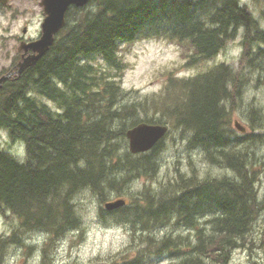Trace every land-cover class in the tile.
Here are the masks:
<instances>
[{
	"label": "trees",
	"instance_id": "obj_1",
	"mask_svg": "<svg viewBox=\"0 0 264 264\" xmlns=\"http://www.w3.org/2000/svg\"><path fill=\"white\" fill-rule=\"evenodd\" d=\"M240 29L236 70L220 63L186 79L170 76L163 90L149 97L121 88L127 67L122 45L175 42L186 64L197 66L212 60ZM255 60L264 66V29L239 0H90L70 7L48 52L0 89V133L22 144L25 155L19 162L0 141V213L18 224L0 248L5 242L27 248L25 234L45 235L40 264H53L55 244L81 229L74 202L78 193L89 190L103 202L107 193L120 196L132 181L157 173L163 141L133 155L126 131L139 123L168 124L188 135L187 147L233 176L179 177L124 207H100L102 221L129 224L140 247L134 255H181L170 235L156 239L149 232L182 224L196 230L195 241L188 242L190 250L176 264H226L232 250L253 240L254 224L264 216L249 152L238 149L250 135L233 134L227 106L241 94L244 68ZM247 112L259 128L261 121L251 120L256 108ZM202 217L210 219L199 227ZM124 264H139V258Z\"/></svg>",
	"mask_w": 264,
	"mask_h": 264
},
{
	"label": "rangeland",
	"instance_id": "obj_2",
	"mask_svg": "<svg viewBox=\"0 0 264 264\" xmlns=\"http://www.w3.org/2000/svg\"><path fill=\"white\" fill-rule=\"evenodd\" d=\"M39 2V0H12V11H5L4 16L0 15V66L4 65L5 55L8 52L12 55L18 47V42L14 38L21 35L23 25L28 27L27 37L36 38L40 33V23L44 16ZM239 3L247 7L260 29H264V0H239ZM242 38L243 30L240 29L236 38L212 60L197 66L186 64L187 57L182 47L175 42L149 39L122 45L120 57L127 67L120 77L121 88L127 92L137 91L139 97H149L152 94H159L170 76L186 79L220 63L236 70L239 67ZM185 52L188 51L185 50ZM251 65V68L246 66L244 68L247 81L241 85V94L233 103L228 102L227 106L230 109V130L233 134L240 137L250 135V139L245 138L246 143L238 149L249 152L248 161L251 169L255 170L258 199L263 200L264 116L261 113H264V66L257 60ZM131 98L132 96L127 98V101ZM38 99L51 109L56 108L46 99ZM250 108H256L251 120H260L259 128H256L248 118L247 110ZM235 122L244 129V134L234 127ZM166 125L169 131L157 157L158 169L154 177L132 181L120 196L107 193L103 202L89 190H83L76 195L74 202L82 226L80 230L69 232L55 244L51 252L53 264H124L134 258H139L141 264H176L180 262L181 257L185 256L183 253L190 250L187 244L191 241L194 243V230L172 222L164 227L155 228L149 234L156 239H163L170 235L175 247L180 248L181 255H169L167 252L161 255H134L140 247L135 246L137 240H135V233L130 231L129 224L104 222L100 214V207H103L107 201L122 198L129 202L132 199H139L144 191L150 190L151 193H157L163 187H169L170 183L177 181L179 177L203 179L233 176V173L224 169L223 166L210 164L197 149L187 147L186 133ZM247 140L250 143H247ZM1 146L19 162L24 161L22 144L11 143L7 136L2 134ZM209 219V217L201 219L199 227H203L205 221ZM17 226L14 218L0 213V242L6 240ZM252 237L253 240L250 239V243H246L247 246L231 251L226 264H264V216H261L254 224ZM46 238L45 235L25 234L22 241L27 248L14 242H5L0 248V264H40L41 248L44 247Z\"/></svg>",
	"mask_w": 264,
	"mask_h": 264
},
{
	"label": "water",
	"instance_id": "obj_3",
	"mask_svg": "<svg viewBox=\"0 0 264 264\" xmlns=\"http://www.w3.org/2000/svg\"><path fill=\"white\" fill-rule=\"evenodd\" d=\"M8 0H0L1 4H6ZM90 0H41L39 5L43 11V21L41 23L40 37L24 46L20 45L19 50H23L26 53L31 51V55H28L17 66V75L34 65L45 53L48 52L52 46L56 34L63 28L65 24V14L70 7L81 8L86 6ZM3 77L0 80L5 79ZM1 86V85H0ZM234 127L240 132L244 133V129L238 122L234 123ZM168 131V127L165 125H151L146 123H140L125 133L128 142V151L131 154L145 153L151 150L161 139L164 138ZM124 199H116L104 203L103 208L106 211H112L125 206ZM104 264V263H94Z\"/></svg>",
	"mask_w": 264,
	"mask_h": 264
},
{
	"label": "flooded vegetation",
	"instance_id": "obj_4",
	"mask_svg": "<svg viewBox=\"0 0 264 264\" xmlns=\"http://www.w3.org/2000/svg\"><path fill=\"white\" fill-rule=\"evenodd\" d=\"M39 1H41V0H39ZM11 2H12V0H8L6 4L0 3V15L1 16H4L5 11H12L13 5ZM11 14H13V13H11ZM40 25H41V23H40ZM27 30H28L27 26L23 25L21 27V35L16 36L14 38V40L18 42V47L14 50V53L12 55L8 52L4 57L5 58L4 59V65L0 66V80L3 77H6V78L1 81L0 89L2 88V85L4 82H6V81L12 82L17 77L20 76V75L16 74L17 69H18L17 66L24 60L25 57H27L28 55H31L30 50H28L26 53H24L23 50H19V46L20 45L24 46V45H26L32 41H35L40 36V33H39L36 38L27 37V35H28ZM201 219H203V217L198 219V221H197L198 226H199ZM205 225L207 226L206 222H205ZM187 229H189V228H187ZM191 230H194V232H195L194 236H195L196 230L195 229H191Z\"/></svg>",
	"mask_w": 264,
	"mask_h": 264
},
{
	"label": "bare ground",
	"instance_id": "obj_5",
	"mask_svg": "<svg viewBox=\"0 0 264 264\" xmlns=\"http://www.w3.org/2000/svg\"><path fill=\"white\" fill-rule=\"evenodd\" d=\"M27 68H28V67H27ZM24 70H25V69H24ZM24 70H23V71H24ZM221 126H222V125H221ZM1 136H2V134L0 133V137H1ZM165 137H166V136H165ZM165 137H164V138H165ZM163 140H164V139H163ZM160 145H161V144H160ZM161 146H162V145H161ZM230 170H232V169H230ZM216 178H218V177H216ZM213 179H215V178H213ZM210 180H211V179H210ZM205 181H206V180H205ZM181 191H182V190H181ZM188 193H189V192H188ZM139 264H141V263L139 262Z\"/></svg>",
	"mask_w": 264,
	"mask_h": 264
}]
</instances>
